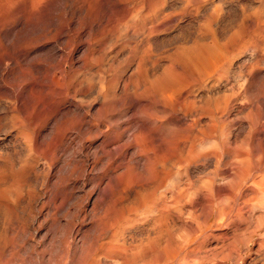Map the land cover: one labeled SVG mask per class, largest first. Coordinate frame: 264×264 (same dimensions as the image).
I'll return each mask as SVG.
<instances>
[{
  "label": "rangeland",
  "instance_id": "rangeland-1",
  "mask_svg": "<svg viewBox=\"0 0 264 264\" xmlns=\"http://www.w3.org/2000/svg\"><path fill=\"white\" fill-rule=\"evenodd\" d=\"M201 39L222 57L198 97L208 108L219 100L220 112L226 100L217 136L231 156L255 157L254 185L241 184L236 165L216 172L212 159L181 165L179 148L196 127L208 131V112L197 122L180 111L167 119L176 168L159 174L165 151L146 105L155 98L152 81L168 66L176 70ZM137 96L146 106L135 112ZM262 103L264 0H0V246L7 247L0 264H91L96 237L108 246L101 253L109 260L99 264H264ZM131 110L156 135L140 137L150 155L138 157L141 166L130 149L126 157L114 145L105 156L98 148ZM63 135L70 145L57 154ZM67 222L89 241L79 256L65 240Z\"/></svg>",
  "mask_w": 264,
  "mask_h": 264
},
{
  "label": "bare ground",
  "instance_id": "bare-ground-1",
  "mask_svg": "<svg viewBox=\"0 0 264 264\" xmlns=\"http://www.w3.org/2000/svg\"><path fill=\"white\" fill-rule=\"evenodd\" d=\"M183 10H184V8L182 9L181 13L184 12ZM201 42H203L202 39H201V41L199 43H194V45H193L194 47L190 48V50H192V49H194V50L190 51V53L187 55V58L181 60L180 65L177 67L176 70L172 66H168L166 69H164V74L165 75L163 77L155 78L152 81V89H150V91H152V93L154 94L155 98H152V104L149 103V104H146V105H147V109H149L150 113L153 115V116L151 115L152 121L156 124L157 129L160 130V132L158 133L157 136L158 137L160 136L159 139L161 141V146H162V149L165 151L164 152V155H165L164 156L165 157L164 166H162L161 170H159V174H161L162 177H169L170 174H171V171L174 168H176L174 162H171V160L169 159V155H170V139H171V137H169L170 133H169V128L168 127H170V125H168L167 119L169 117H171L172 115L176 114L177 111H180L181 114H182V117L187 118V116H192L193 120H195V122H197L201 118L202 115H204V114H206L208 112V116L210 118V123H209V125H207L208 131H205L206 129L203 128V126L196 127L197 128L196 131L193 132V134L190 133L191 135L188 136V140L185 141V143H183L181 148H179V151L181 152V154H183V157H182V160H181V165L183 164L184 168L187 169L190 166L201 165V164H204L208 159H212L213 166H214V172H216L217 169L221 165L224 166V167H228V166H231V165H234V166L236 165V167L238 169V173L241 174L242 177L245 176V178L241 181V184L244 183V182L249 181L252 185H254V184L257 183V180H253L252 181V179L254 178L253 177L254 174L258 173L259 169H256L255 172L250 173L249 161H251V159H254L255 157H252L249 154V151L241 152V153H238V154H235V155L231 156L230 153H229V145L224 143L223 140L221 141V139L217 136V134L219 133L218 127L216 126L217 122L219 120V117L217 116V114L220 112V110H219V108H220L219 100H213L210 103H208L209 106H210V108H208V107H206L207 101L205 99L203 100L202 97H198V92L200 90H202V88H203V86L205 84L207 72L210 69H212V67L216 66V64L219 62L220 56H221V55L219 56V53L215 52V47L214 46H211L210 44H204V43H201ZM142 66H140V68ZM169 73H174L175 75L177 74L176 75V79H172ZM132 101L133 102L131 103V106H132V109L135 112L139 111L144 106H146V105H143L142 99H140V97L134 98V100H132ZM203 101H204V105H203ZM220 101H222L223 105H224V108H223L222 111H224V113H227L228 105L226 104V100L224 98H220ZM217 102H218V104H217ZM262 104H264V103H262ZM242 110H243V108H242ZM78 111H79V109H78ZM134 111L132 112V110H131L130 114L127 117V122L123 126L122 129L116 127V128H114L112 130H109V133H108L107 137L102 142V144L100 143L101 145L98 148H99V150L101 151V153L104 156L107 155V151L105 149L108 146H110V145H112V146L114 145L115 148H116L117 153L121 154V156H123V155L126 156L125 153L130 149L129 150L130 154L128 153L130 159L135 160L134 163L136 162V165H139V164H142V161H143V159H142V161L140 159L141 158L140 156L142 155V153H145V156L147 158H149V156H150V155H148L149 152L147 154L145 149L143 148L142 144L140 143V137L142 135L143 136L147 135V137L153 138L156 135H153V132L146 127V122H143L142 120H140L139 117L136 115V113ZM262 118H263V116H262ZM81 121L83 122L84 120L81 119ZM82 125L83 124H80V127ZM188 128H190V127L188 126ZM185 129H186V127H185ZM91 131H92V129H91ZM136 132H138V135H136ZM187 132H189V131H187ZM159 134H161V135H159ZM69 141L70 140H69V138L66 135L61 136V138L57 141L58 142L57 147H56L57 154H64L66 152V150L69 148V145H70ZM151 141H152L151 143L153 144L154 141L152 139H151ZM151 143L148 142V145L149 144L152 145ZM180 149H182V150H180ZM252 150H250V152H252ZM224 156H226L228 158V160H226L225 162H223L224 160H222V158ZM257 156H258V160H259L258 163L260 165L264 161V157H261L262 156L261 154H259V155L257 154ZM107 157H106V159H107ZM126 157H128V155ZM138 157H140V158H138ZM139 166H141V165H139ZM176 166H177V164H176ZM263 169L264 168H261L260 172L264 173ZM175 173H177V171H175ZM262 173H261V176L259 174V176H260V182L258 180L259 183L264 181V175ZM214 174L215 173H213V175ZM94 176L95 175L92 176V179H93ZM175 176H174V179L176 180V178H178V177H177L176 174H175ZM259 176H258V178H259ZM177 181H178V179H177ZM254 181H256V183L253 184ZM91 182H93V181H91ZM176 183L179 184L180 182L178 181ZM176 183H174V184H176ZM93 185H95V184H93ZM179 185H178V187H179ZM261 185H263V188H264V183L260 184V186ZM256 186L258 188L260 187L258 185H256ZM261 187H260V189H261ZM173 188L175 190V187H173ZM162 189H164V188H162ZM141 190L137 191V192H141ZM165 190H167L168 193L170 192L169 194L172 195V191L173 190H172L171 186L168 187V188L165 187ZM178 190L181 191V190H183V188L182 189L178 188ZM256 190H258V189H256ZM258 191L263 192L264 190H258ZM137 198H138V196H137ZM163 201L165 202V199H163ZM153 204H152V206H153ZM91 206H92L93 214L96 215L97 212H98V208H99L97 202L94 203ZM146 206L149 207L150 204L148 206V203H147ZM159 207H160V205H159ZM165 207H167V206H165ZM142 209H144V207H142ZM147 210H149V209H147ZM75 213L73 214V216H75ZM147 213H151V212L147 211ZM134 216H136V215H134ZM150 216H151V214H150ZM127 220H129V219H127ZM79 222H82V221H79ZM125 222H123V223H125ZM128 222H130V221H128ZM149 222H150V220H149ZM117 223L118 222H116L115 225H118ZM75 225H76V223L74 224V222H67L65 224V230H66V234H67L66 235L67 238L65 240H67L68 241V245L71 246V248H72L71 251L73 252V254H76V255L78 254V256H79V255L82 254V251H81L82 247L84 245L86 246V244H87L86 242L88 240L86 241V238H83V236H85V235L82 236V233H81L82 231H80L79 228L76 229ZM80 226H81V224H80ZM153 226H154V224H153ZM102 227H104V226L102 225ZM98 232H99V230H98ZM104 232H106V231H104ZM96 238H94L95 240L91 241L92 245L90 244L91 242L89 243V245H91V248H90L91 249V254L89 253V257L91 255V258H90L91 259V264H99V259L102 256L105 259H107L106 255L101 253L102 249H104L105 248L104 246H106V245L104 243H101L100 237H98L97 239ZM0 241H4V240L0 239ZM99 241H100V243H99ZM20 244L23 245L24 243H20ZM116 246H118V245L116 244ZM18 247L21 248V246H19V245H18ZM106 247H108V246H106ZM13 249H15V248H13ZM19 249H17V250H19ZM108 249H109V251L112 250L113 252H111V253H113L115 255H119L120 252L122 251V250H120V248H115L114 249V247H111V246ZM12 250H10V252H12ZM126 250L129 251L127 248H126ZM126 250H124V251H126ZM6 252H7V247H6V244L3 243L0 246V263L2 261L5 262L7 260V259L5 260V258L7 257L6 256ZM10 252H9V254L11 255ZM17 252H20V250L17 251ZM103 252H104V250H103ZM9 254H8V256H9ZM14 254H15V252H14ZM149 255L151 256V254H149ZM178 255H179V253H178ZM65 256H66V254H65ZM132 256H133V254H132ZM19 257H21V256H19ZM19 257H16V258L19 259ZM143 257H144V255H143ZM39 259H41V258H39ZM37 260H38V258H37ZM52 260H53V258H52ZM70 260L72 261V259H70ZM75 260H76V258H75ZM107 260H109V259H107ZM112 260H113V258H112ZM33 261H35V260H33ZM9 262L10 261L8 260V264H9ZM21 262H22V259H21ZM41 262L43 263L42 260H41ZM46 262H45V264H46ZM65 262H66V260H65ZM114 262H115V259H114ZM15 263H19V261L15 262ZM50 263L55 264L53 262H48V264H50ZM77 263H79V261ZM112 263H113V261H112ZM32 264H34V263H32ZM68 264H70V262Z\"/></svg>",
  "mask_w": 264,
  "mask_h": 264
}]
</instances>
